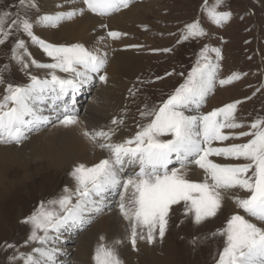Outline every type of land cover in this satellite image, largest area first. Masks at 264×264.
Listing matches in <instances>:
<instances>
[{
  "label": "snow or ice",
  "instance_id": "1",
  "mask_svg": "<svg viewBox=\"0 0 264 264\" xmlns=\"http://www.w3.org/2000/svg\"><path fill=\"white\" fill-rule=\"evenodd\" d=\"M132 3L133 0H82L80 7L40 14L34 22L28 13L39 11L38 0H18L20 11L15 14L0 10V45L11 35L22 32L51 61L38 63L31 57L25 41L17 36L11 48V60L25 71L31 64L48 69L49 73L45 79L29 75L30 82L26 85L7 83L0 98V144L20 146L30 133L54 121L64 127L76 126L79 119L75 97L80 89L92 81L93 74L104 72L98 79L107 82V51L82 43H48L34 34V24L56 28L85 13L108 17L129 8ZM223 4L224 0H216L207 10L210 22L217 26L231 18L230 12L217 11ZM206 34L200 22L194 21L185 25L178 42ZM122 35L118 31H107V38L112 40ZM209 53H215V60ZM220 59V50L206 45L184 83L160 105L144 106L140 111L141 122L130 138L113 142L118 126L124 123L122 118H114L111 124L117 127L107 131H83L86 139L108 153L107 158L92 166L83 163L73 166L70 176L74 188L65 187L57 198L42 202L22 221L30 226L28 242L38 246L28 254L14 251L10 262L57 264L59 250L50 247L49 242L59 237L51 234H58L66 227L89 224V214H101L105 209V194L110 193L120 197L119 209L130 224L129 241L133 250H137L138 239L148 245L164 240L174 206L182 205L184 216L200 225L217 216L227 194L244 214H232L225 227L213 234L223 238L216 264H264V116H257L249 125L239 122L236 110L241 101L207 113L199 111L215 88ZM5 71H8L7 65L0 68V73ZM239 79L241 74L233 73L219 79L218 83L224 86ZM3 82L0 75V83ZM69 94L71 103L65 100ZM49 100L52 116L43 115L40 107ZM193 109L197 114H186ZM243 127L248 131H225ZM243 137H248L247 142L225 144ZM213 157L236 163L218 162ZM176 164L179 167H170ZM191 165L202 170V181L189 178ZM241 192L245 195L238 194ZM196 242L193 238L190 243L195 245ZM121 243L120 239L106 243L101 237L92 256L93 264H124L118 251ZM4 247L16 248L11 243Z\"/></svg>",
  "mask_w": 264,
  "mask_h": 264
},
{
  "label": "rangeland",
  "instance_id": "2",
  "mask_svg": "<svg viewBox=\"0 0 264 264\" xmlns=\"http://www.w3.org/2000/svg\"><path fill=\"white\" fill-rule=\"evenodd\" d=\"M137 2L140 3L141 0H133L132 4ZM145 2L146 5L150 4V11L143 13L138 22L130 25L131 31H127L128 43L134 48L136 58L133 68L129 69L124 77L127 87L126 118L123 127L128 138L137 131V125L141 122L140 111L144 106L160 105L180 84L184 83L199 53L206 45L209 48H218L221 53L217 83L219 79H226L233 73L241 74V79L224 86H220L219 83L215 85L200 108V113H207L229 103L241 101L236 110L239 122L249 125L257 116H264V0H224L223 6L217 11L230 12L231 18L220 26L210 22L207 11L212 8L216 0H146ZM17 4L18 0H0V10H8L15 14L20 11ZM40 14V8L38 12L32 10L28 13L33 22ZM194 21H199L207 34L178 42L185 25ZM33 31L42 39L43 36L38 33L35 24ZM54 32L56 34L53 35L52 44L70 45V43L65 44V39L58 37V29H54ZM17 36L25 41L31 57L38 63L51 62L50 58L37 45L32 44L22 32L8 37L6 42L0 45V68L8 66V71L0 73L4 81L0 83V98L4 95L7 83L26 85L30 82L29 75H40L38 68L31 66L30 61H28L30 67L25 71L11 60V48ZM209 56L215 60V53H209ZM46 76L48 77V74ZM96 89V86L91 85L88 92L80 95L82 101L78 104L81 110L82 106L92 98ZM130 89L133 91L130 92ZM194 112L196 113L195 110ZM230 131H248V128L226 130V132ZM247 139L248 137H243L226 141L225 144L244 143ZM36 167L42 168L37 171ZM29 169L32 170L33 176L31 175L27 181L14 182L6 191H0V264H22L21 261L10 262L9 257L14 251L28 254L38 246L28 242L30 226L22 221L42 202L47 203L57 198L69 185L70 175L67 165L61 170V168H52L44 162L32 164ZM19 177L20 172L17 170H11L8 174L9 180L12 181L21 180ZM119 200L120 197L117 203ZM113 201L114 199H111L109 205L115 209ZM183 213L182 205L173 207L164 240L153 244L159 258L154 259L155 261L150 260V263L136 264H216L218 253L223 248V238L213 234L225 227L232 211L221 209L217 216L200 225L194 224L191 217H185ZM90 227L91 224L79 227L71 232L72 234L68 233L70 236L66 239L61 238V234L67 233L65 228L57 234L60 235L58 237L61 243L55 247H59L58 255L66 259L63 264H93L92 256L96 248L92 247L94 242L92 244L89 242L86 255L81 257L80 263L72 260L78 256L77 245L74 244L89 231ZM193 238L197 240L195 245L190 243ZM8 243L14 244L16 248H5L4 245ZM53 245L55 244L49 243L50 247Z\"/></svg>",
  "mask_w": 264,
  "mask_h": 264
},
{
  "label": "bare ground",
  "instance_id": "3",
  "mask_svg": "<svg viewBox=\"0 0 264 264\" xmlns=\"http://www.w3.org/2000/svg\"><path fill=\"white\" fill-rule=\"evenodd\" d=\"M145 1L146 0H141L140 3L131 4L129 8L108 17H98L91 13H85V15L77 17L73 21L64 22L54 28L59 31L58 37L60 36L65 39V44L82 43L86 47L95 46L100 47L101 51H107L108 64L105 69L107 82L102 83L98 79V75L104 74V72L93 74L92 81L80 89L75 97V110L79 119V123L76 126L64 127L54 121L48 126L42 127L39 131L30 133L28 139L20 146L0 144V191H6L14 182L22 183L21 181H27L32 175V170L29 169V166H32V164L37 165L46 162L48 166L52 168H61V170H64L63 168L67 165L70 175L71 169L76 164L83 163L86 166H92L101 159L107 158L108 153L102 151L86 139L82 135V132L85 130L93 131L101 129L107 131L109 128L117 127L111 124L114 118H122L123 121H125V93L127 83L124 81V77L126 72L132 69L136 62L134 48L128 43L129 37L127 36V31H131L130 25L138 22V19L143 16V13L150 11V4L146 5ZM38 3L41 14H52L82 6V0H38ZM101 25H106L107 27L104 28L101 27ZM35 27L38 33L43 36V40L48 43H53V35L56 34L53 28L38 25H35ZM108 30L118 31L123 35L119 39L112 40L111 38H107ZM101 37H104V40H101ZM38 73H40V75L36 77L45 79L48 78L46 75L49 73V70L38 68ZM57 75L64 76L65 74L57 73ZM90 84L96 86L97 89L94 90L95 92L92 98L86 105L82 106L83 109L81 110L78 104L82 101L80 95L88 92L91 86ZM217 84L218 83H216V85ZM69 96H71V94H69ZM51 103L52 102L49 100L40 105L43 109V115H53V111L49 107ZM186 114L196 113L193 109L190 112H186ZM123 125L124 123L118 126V130L112 138L113 142H122L128 138V134L124 132ZM212 159L223 163L228 162L215 157ZM173 166L179 167L178 164L170 165V167ZM41 168L42 167H36L35 170L38 171ZM11 170L20 172L19 178H21V180H9L8 174ZM128 172L131 173L132 169L129 168ZM188 176L191 180L197 182L202 181L204 178L202 170L195 165L190 166ZM68 184L69 188H74V182L71 176H69ZM238 194L241 196L245 195V193L242 192ZM118 197V195L115 197V195L110 193L105 194L104 211L101 214H89L91 218L89 224H91V227L79 241H76V243L74 242V246L77 245L76 250H78V256L72 259L73 262L80 263L81 257L86 255L89 242H91V244L94 242L92 247H96L101 237H104L106 243H111L116 239L122 241L118 246V251L125 264H136L137 262L150 263V260L155 261L154 259L159 258L154 248L155 245H148L145 241L139 239L137 240V250H133L128 237V235H130L128 234V229H130L131 233V227L129 222L120 213V200L117 203ZM111 199H114L112 203L116 206L115 209L109 205ZM224 208L230 209L232 214H244L242 210L236 208L232 199L229 198L227 194H225L222 206V209ZM78 228L79 227H66L65 230L67 233L64 235L61 234V238L66 239V237L70 236L68 233ZM51 235L60 236L56 233H52ZM59 241L60 239L58 238L56 240H51L49 243L55 244L53 245L55 247L59 246L61 243ZM128 242L130 244H128ZM78 246H80V248ZM56 248L58 249L59 247ZM62 254L65 255L64 252H62ZM65 260V257L57 255V264H63L66 262Z\"/></svg>",
  "mask_w": 264,
  "mask_h": 264
}]
</instances>
